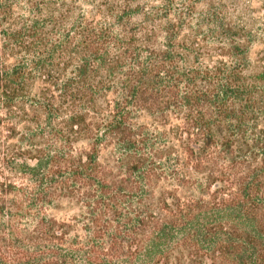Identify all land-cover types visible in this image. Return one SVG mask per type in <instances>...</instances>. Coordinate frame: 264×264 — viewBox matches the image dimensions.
Segmentation results:
<instances>
[{
  "label": "trees",
  "instance_id": "1",
  "mask_svg": "<svg viewBox=\"0 0 264 264\" xmlns=\"http://www.w3.org/2000/svg\"><path fill=\"white\" fill-rule=\"evenodd\" d=\"M42 4L0 2L2 48L19 57L11 73L5 66L0 75V110H6L0 124L8 121L0 135L45 145L0 160L13 176L36 185L26 192L4 177L0 225L37 221L42 239L57 247L35 264H116L125 246L131 251L138 242L146 244L151 264H264V72L247 73L246 45L237 42L244 40L243 28L216 37L230 41V48L218 51L234 63L229 68L220 61L212 71L202 65L204 58L210 61L209 50L195 36H180L186 21L157 25L140 0L110 5L112 24L90 22L80 31L73 24L63 32L62 25L48 28L51 17L39 18ZM161 32L167 33L163 41ZM116 85L122 95L113 100L115 115L103 125L104 136L96 137V117L108 120L102 116L105 97ZM121 100L145 109L146 123L166 131L156 140L126 135L125 123L130 127L135 117ZM77 123L79 130L72 128ZM82 137L90 140L87 163L69 155ZM113 142L124 156L105 153ZM59 143L65 147L51 155ZM145 149L151 156L142 154ZM24 156L39 163L17 164ZM50 210L83 223L91 234L83 257L64 248L75 225L57 221Z\"/></svg>",
  "mask_w": 264,
  "mask_h": 264
},
{
  "label": "clouds",
  "instance_id": "2",
  "mask_svg": "<svg viewBox=\"0 0 264 264\" xmlns=\"http://www.w3.org/2000/svg\"><path fill=\"white\" fill-rule=\"evenodd\" d=\"M2 2V0H0ZM34 4L40 3V0H32ZM124 0H43L42 8L43 12L39 18L51 17L52 23L48 25L50 29L53 24L62 25L60 30L68 31L73 24H77L80 28L88 26L91 22V26H97L96 22L101 25H108L114 23V14H110L109 6L119 3L123 4ZM141 3H146L144 7V13L148 14L155 20L157 25L163 26L166 24L176 25L179 21H186L183 31L180 36L183 37L187 34L189 37L195 36L200 41V44L207 48L211 54L210 61L206 57L202 60V65L208 69L215 71V68L219 66L220 61H224L226 65L231 67L234 63L228 56L221 55L218 49H227L231 47L230 41L227 38L217 39L216 37L223 31L234 29L239 30L240 28L245 31L250 30L253 36L256 38V43L253 45L257 48H264V0H140ZM167 12L168 15L164 16L163 13ZM25 16L29 13L25 12ZM31 23V20L28 21ZM151 27V25H149ZM159 27L157 31H159ZM118 31V29H116ZM198 33L200 35H198ZM75 35V32L72 33ZM167 33H160V40L163 41ZM207 35L208 41L205 42L201 36ZM3 37H0V75L3 74L5 66L8 67L9 73H11V66L15 61L19 60L18 56H9L3 48ZM238 43H244L243 39L238 38ZM13 47H15L13 45ZM23 55V53H21ZM35 55L38 57L39 52ZM33 57H29L31 60ZM72 72L69 69L68 74L61 78V83L67 76ZM118 85L113 88V92L106 93L107 105L104 107L102 113L103 117H108V120H102L101 117H96L97 121H100L101 126L96 132V137H103L107 129L103 126L108 123L115 115V104L113 100L120 99L122 93L117 91ZM59 96V93H56ZM3 97L0 96V107H2ZM122 107L125 112L132 113L135 119H131V126H126V135L132 137L135 136L138 140L143 139L144 136H150L153 140L158 139V133H163L166 130L161 128L159 124L146 123L147 120L151 119L147 117L145 109L137 106H129L123 103L121 100ZM84 111L89 115V118L93 116L91 107L85 104ZM71 112L61 115L57 120V127L62 128L63 125L59 122L61 120H67ZM6 116V110H0V118ZM114 122V121H113ZM112 122V123H113ZM8 121L5 120L3 124H0V132H4V128L7 126ZM14 123V121H13ZM146 125V127H141ZM80 125L73 124L72 128L75 130L80 129ZM24 124L18 125V130H22ZM36 129L33 128V131ZM28 135V133H22ZM7 133L0 135V160L4 156L11 157L14 152H35L40 148H44V144H40L37 147H33L28 143H21L19 137L13 140L6 139ZM90 140L82 137L76 140L72 149L69 152L71 158L82 157L85 163L88 161L87 152H91L89 147ZM65 146L62 143L55 144L53 151L50 153L55 156L58 149H63ZM118 145L113 142L111 146L108 145L104 149L105 153H112L113 157H122L125 155L123 152H117ZM143 155L151 156V151L145 149ZM17 164L26 163L29 168H34L39 163L37 158H29L24 156L23 159L17 158ZM9 176L11 179L9 183H13L17 189H25L26 192H31L36 185L29 183L26 178H19V176H13L10 172L0 166V182L4 181V177ZM166 186V185H165ZM218 185H213L212 190L215 191ZM159 194V193H157ZM199 196V192L196 193ZM208 199V197H205ZM170 206H175L173 200L168 201ZM81 211H86L81 209ZM50 216H54L57 221H63L75 225L73 231H71L64 242L65 250H74L78 256L83 257L88 251L89 245L87 237L90 233L83 231V223L76 224L75 221L69 219V217L63 214L57 215L53 211H49ZM71 214H69L70 216ZM159 219V215H157ZM87 223V221H84ZM35 229V231H33ZM59 235V233H58ZM22 237L17 242V237ZM79 237L78 243L72 245V239ZM57 245L42 239L39 229L37 228V221L30 220L23 225L9 224L7 229L0 225V264H25L29 258L33 260V264L37 259L41 257L44 260L50 259L49 253ZM107 251V249H105ZM135 253V255H133ZM116 264H151L148 256V248L146 244L138 242L135 248L129 251L128 246L123 249V255L116 260Z\"/></svg>",
  "mask_w": 264,
  "mask_h": 264
},
{
  "label": "rangeland",
  "instance_id": "3",
  "mask_svg": "<svg viewBox=\"0 0 264 264\" xmlns=\"http://www.w3.org/2000/svg\"><path fill=\"white\" fill-rule=\"evenodd\" d=\"M244 32V40L246 45V55L248 58L247 73L264 72V48H257L253 45L256 43V38L250 30ZM264 43V41H261Z\"/></svg>",
  "mask_w": 264,
  "mask_h": 264
}]
</instances>
